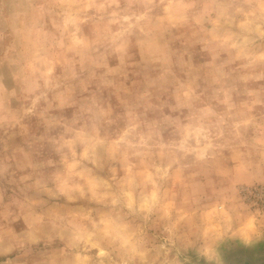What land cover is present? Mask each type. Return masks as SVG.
<instances>
[{"label": "rangeland", "instance_id": "obj_1", "mask_svg": "<svg viewBox=\"0 0 264 264\" xmlns=\"http://www.w3.org/2000/svg\"><path fill=\"white\" fill-rule=\"evenodd\" d=\"M0 264H264V0H0Z\"/></svg>", "mask_w": 264, "mask_h": 264}, {"label": "crops", "instance_id": "obj_2", "mask_svg": "<svg viewBox=\"0 0 264 264\" xmlns=\"http://www.w3.org/2000/svg\"><path fill=\"white\" fill-rule=\"evenodd\" d=\"M237 231V230H236Z\"/></svg>", "mask_w": 264, "mask_h": 264}]
</instances>
